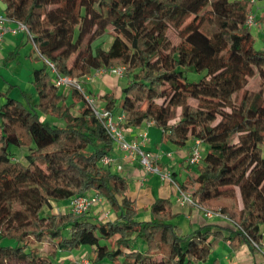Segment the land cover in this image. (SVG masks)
<instances>
[{
	"label": "trees",
	"instance_id": "16d2710c",
	"mask_svg": "<svg viewBox=\"0 0 264 264\" xmlns=\"http://www.w3.org/2000/svg\"><path fill=\"white\" fill-rule=\"evenodd\" d=\"M0 3L5 17L25 27L41 63L31 72L35 101L25 91L22 100L11 97L12 85L0 93V264H55L60 252L83 246L90 264H197L220 242L257 252L253 242H264V49L255 48L245 24L254 1ZM105 35L112 37L106 50L95 44ZM49 64L70 78L123 67L127 83L117 105L106 108L121 111L123 130L151 122L162 143L206 144L191 165L197 175L176 186L230 227L204 224L184 233L168 198H155L145 208L149 218L138 220L127 179L101 162L112 138L81 91L67 95L54 85ZM187 72L199 78L188 80ZM38 113L64 125L52 127ZM18 150H26L25 161ZM90 191L104 198L111 219L90 210L42 214L52 202L67 208Z\"/></svg>",
	"mask_w": 264,
	"mask_h": 264
},
{
	"label": "crops",
	"instance_id": "0c3cea01",
	"mask_svg": "<svg viewBox=\"0 0 264 264\" xmlns=\"http://www.w3.org/2000/svg\"><path fill=\"white\" fill-rule=\"evenodd\" d=\"M251 1H254L251 11L257 18V26L254 27L256 28L255 31L264 38V9H257L255 0ZM2 9L3 6L0 3V15H3ZM6 25L9 29H14L16 27V22L9 20ZM262 46V49H264V44ZM14 51L16 53L15 57L12 55ZM20 56L29 62H33L30 64L29 71L39 68L41 65L40 61H38L35 56L32 43L25 31H17L16 33L7 31L1 42L0 49L1 94L5 93L7 91V85H10L9 80L2 73L4 68L12 70L11 73L13 76L15 74L17 75L18 79H15L16 82L11 83L12 86L20 88L21 85L25 84V82L21 81L22 74L19 73L20 70H17L19 65L17 58H20ZM8 59L10 60L8 61ZM114 80L115 79L104 77L100 81H83L85 93L91 96L104 93L109 99L111 95H113V102L105 98L106 100L101 99L98 103L99 106L103 108H108L112 105L116 106L120 88L124 86V83H120V86ZM25 87L26 89L21 91L31 94L32 100L35 101L36 94L33 91L32 85L26 83ZM9 94L12 95L13 98L16 97L11 94V89L9 90ZM2 98L3 97H0V103L4 101H2ZM81 104L82 102L78 103L75 109L77 110ZM120 113L121 111L117 110L114 114ZM124 134L127 140L142 144V147L151 155L154 164L162 171L170 173L172 177L170 181H164L158 177L157 174L145 173L137 159L132 160L127 158L124 156V153L113 144V149L110 153L111 162L109 168L113 173H117L127 179L129 183L128 195L135 200L138 220H147L149 218V212L146 211L145 208H147L155 198H168L172 202L173 212L178 214L173 222L177 224L184 233L190 232L192 229L204 224H214L226 228L230 227L229 223L223 220L219 215H207L205 210L200 209L191 202L184 201L182 192H180L176 186L177 183L181 182L184 178L197 175V167L187 163L190 149L194 144V139L187 141L183 147H177L170 143H162L160 142L161 131L155 128L151 122H142L138 127L125 129ZM142 134L146 135L144 140L142 139ZM202 149L204 152L206 147L202 146ZM262 154L264 157V145L262 146ZM88 193H93V191ZM98 206H101V208L97 210L98 207H96L95 209V212L99 215L96 216L97 218L101 219L103 212H110L107 210L106 202H104L103 206ZM139 210H141V216H138ZM111 215L110 212L109 217H111ZM261 233L264 239V225L261 228ZM221 253H224V255L220 258L219 254ZM214 260L217 261V264H264V254L258 250L257 252H251L250 248L245 244L233 251L229 247L228 242H220L216 249H209L206 260L200 261L197 264H213Z\"/></svg>",
	"mask_w": 264,
	"mask_h": 264
},
{
	"label": "built area",
	"instance_id": "2783aa9c",
	"mask_svg": "<svg viewBox=\"0 0 264 264\" xmlns=\"http://www.w3.org/2000/svg\"><path fill=\"white\" fill-rule=\"evenodd\" d=\"M9 18L5 17L4 15H0V49H1V42L4 38V35L7 31H12L16 33L17 31H26L25 27L20 23L16 22V27L14 29H9L6 25L9 22ZM246 26L248 28L256 27L257 26V18L256 15L250 11L246 16ZM50 73H51V81L54 85L58 88L60 87H68L70 84L81 91L86 103L92 109L95 116L100 120L110 137L112 138L113 144L118 147L120 151L124 153L129 159H137L141 167L144 169L145 173H154L160 176V178L164 181H170L171 175L168 172L162 171L156 164L151 157V155L142 147V144L135 141H129L126 139L124 130L120 127V123L123 121L122 114H112L110 113L109 109L106 107H97L95 104V100L91 95L86 94L80 87L79 84H72L71 79L66 76L59 75L52 64H49ZM98 72H108L111 74H116L118 76H122L124 73L123 67H109V68H102L97 69ZM142 139L144 140L146 135L142 134ZM201 141L195 140L193 146L190 149V153L187 159V163L190 165H197L201 161ZM101 162L104 165H109L111 162L110 156H104L101 159ZM183 200L187 202L190 201V197L187 194H183ZM104 198L99 194L93 193H86L81 196H76L71 198L67 203V209L74 213H81L87 210H90L92 207L99 205L103 202ZM207 215L214 214L212 212L206 211ZM110 212H103L104 217L108 218ZM253 246L264 254V242H260L259 244L253 242ZM76 264H90L87 257L81 258L80 260L75 262Z\"/></svg>",
	"mask_w": 264,
	"mask_h": 264
},
{
	"label": "rangeland",
	"instance_id": "374dc122",
	"mask_svg": "<svg viewBox=\"0 0 264 264\" xmlns=\"http://www.w3.org/2000/svg\"><path fill=\"white\" fill-rule=\"evenodd\" d=\"M255 5H256V8L258 9H264V1H255ZM263 24V22H262ZM110 29V28H109ZM256 28L252 27L250 29V31L254 34L255 38H256V42H255V48L257 50H261L262 49V45L264 44V38L260 35L257 34V32L255 31ZM264 29V27H263ZM112 40V37L110 35L108 36H104L102 37L100 40H98L95 44H100L101 48L103 49H107L110 42ZM17 60L19 61V65L17 67V70H20L19 73L22 74V78H21V81L22 82H25L26 83H29L31 84V77H32V69L29 71V68H30V64L33 63L32 61H27L25 60L23 57L20 56V58H17ZM112 67H115V66H112ZM12 70H10L9 68H4L2 70V73L4 74V76L9 80V83L11 85L12 82H16L15 79H18L17 78V75L15 74L14 76L12 75L11 73ZM104 77H107V78H112V79H115L114 81L121 86L120 83H124V85L127 83V79H126V76L125 75H122V76H118L116 74H111V73H108V72H98L97 70H90L86 75L82 76V77H78V78H70L68 77L69 79H71L72 81V84H79L81 89L86 92L84 90V83L83 81H90L94 82V80H102V78ZM186 77L188 80H197L199 77L193 73V72H187L186 73ZM15 80V81H13ZM25 84L21 85V87H13L11 88V94H13L14 96H16L15 98L16 99H19V100H22L21 98V90H25L26 87H25ZM74 87L70 84L68 87H60V91L69 95L70 93V90L73 89ZM112 91V90H111ZM105 92V91H104ZM87 94V93H86ZM90 95V94H88ZM105 94H101V95H98L96 94V96H93L92 97L94 98L95 102H96V106L98 107L99 106V103L98 101L101 100V99H104L106 100L105 98H108L106 95L104 96ZM11 97H13L12 95H10ZM96 97V98H95ZM37 98V97H36ZM4 99L2 98V101ZM100 107V106H99ZM73 113L76 114L77 113V110L74 109L73 110ZM39 114V118L42 122L54 127V126H62L64 125V123L62 121H59V120H56L55 118H52L50 116H47V115H43V114ZM202 146H205L206 147V144H202ZM13 150L14 149H17V148H12ZM26 150H18L17 153H15V157L18 158L19 160L21 161H25V157H24V154H25ZM201 154H204L203 150L201 151ZM158 177H160L158 175ZM104 200L103 202H101L99 205H104ZM97 208V210H99L101 208V206H94L90 209V212L92 215L94 216H99L97 215V213L95 212V209ZM64 210H68L66 208V206L64 204H61V203H54L52 202V204H50V206H46L44 209H43V212L42 214H46L50 211L54 212V213H58V212H61V211H64ZM141 210H139V215L138 216H141ZM102 216V217H101ZM100 217L103 219L104 215L102 214ZM112 217H109L106 218V219H111ZM143 245H144V242L143 241H138L136 246L138 249H142L143 248ZM44 249V248H42ZM88 253H89V248L88 247H85L83 246L82 248L78 249V250H73L71 252H60L57 259L55 260V264H76L75 262L80 260L81 258H84V257H87L88 256ZM224 255V253H221L219 254L220 258ZM9 264H21L19 262H16V261H12L11 263Z\"/></svg>",
	"mask_w": 264,
	"mask_h": 264
}]
</instances>
